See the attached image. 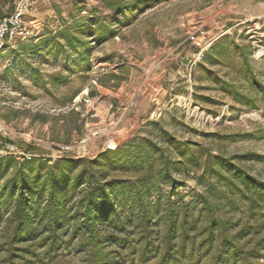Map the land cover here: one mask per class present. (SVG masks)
Here are the masks:
<instances>
[{
  "label": "rangeland",
  "instance_id": "rangeland-1",
  "mask_svg": "<svg viewBox=\"0 0 264 264\" xmlns=\"http://www.w3.org/2000/svg\"><path fill=\"white\" fill-rule=\"evenodd\" d=\"M106 2L33 0L25 14L35 22L33 34L0 48V135L6 140L0 141V185L20 167L40 171L43 178L62 169L73 177L101 156L92 168L103 167L107 179L114 184L123 179L129 187L114 193L121 222H100V234L116 223L120 236L132 240L122 251L126 264H152L164 250L170 209L180 219L190 204V222L207 221L201 202H193L203 191L220 201L217 210L230 219V232L248 218L247 201L236 190L237 207L221 193L227 192L225 180L203 175L207 155L215 169L226 167L213 160L221 155L264 181V0ZM13 9V0H3L0 16ZM218 42L222 46L212 50ZM249 70L252 77L245 76ZM234 88L239 95H232ZM30 157L41 161L25 162ZM177 160L183 163L178 166ZM148 173L153 178L136 182ZM58 188L65 207L79 215V189L67 182ZM48 194L41 187L38 201ZM136 195L150 204L148 223L156 237L154 256L145 262L132 239L142 227ZM5 200L0 201V264H40L31 254L16 255L30 241L24 242L25 232L11 219L13 201ZM64 220L63 228L82 224L80 216ZM178 232H173L177 241ZM64 236L67 248L43 264L95 263L86 232ZM116 249L115 242L104 246ZM206 250L214 248L205 245L199 253ZM197 264H211L210 257L203 255Z\"/></svg>",
  "mask_w": 264,
  "mask_h": 264
},
{
  "label": "trees",
  "instance_id": "trees-1",
  "mask_svg": "<svg viewBox=\"0 0 264 264\" xmlns=\"http://www.w3.org/2000/svg\"><path fill=\"white\" fill-rule=\"evenodd\" d=\"M113 1L107 0V6H113ZM2 2L3 0H0V15L2 13ZM219 46L222 45L218 42L212 47V50ZM211 54L212 52H208L206 56H211ZM205 58L207 59V57ZM249 74L251 77L253 76L250 70L245 76L248 77ZM232 95H239L236 88H234ZM1 140L3 141L2 144L6 142L0 135ZM26 151L32 155L40 154L35 148H28ZM100 157L95 161H90V166H82L81 170L73 177H70L62 169L59 170V175L49 170L47 171V178H43L44 174L40 171L30 173L20 167L9 180L0 185V201L5 200L6 197L13 201L10 212L11 219H15L17 228H22L25 232L24 242L30 241L19 248L20 251L23 248L22 254L16 253V255L23 256L28 253L32 255L34 261L37 260L40 261V264H43L45 258L49 260L54 252L57 255L58 252L61 253L63 249L67 248L64 235L74 238L84 231L88 235L85 244L91 245V257L95 261L94 264H126L127 258L122 254V251L132 245V240H129L127 235L120 236L122 228L118 229L116 223H114L115 227H112V231L108 234H100L101 227L99 224L102 221L108 222L109 220L121 222L117 216V197L114 193L118 187H120L122 193H126L129 183L120 179L114 184L113 179L106 178V170L103 167L92 168V166L98 165ZM10 158L7 156L4 160ZM211 159V156L207 155L204 161L203 175H214L218 181H226L227 192L221 191V193L231 206H236L233 199L236 190L240 198L247 201L248 218L233 232H230V219L218 213L217 210L220 201L213 199L209 190L203 191L195 196L193 202H201L202 208L207 214V221L198 222V219H195L190 222L189 217L193 207L190 204H185L180 219L175 218L171 213L172 209H170L169 227L164 238V250L160 253L158 260L152 264H197L203 255L210 257L211 264H264V236L260 235L261 229L264 228V181L250 174L236 163L230 162L229 159L231 158H225L221 155L213 158L214 161H220L221 164L226 165L224 171L215 169L211 165ZM29 160L25 162L41 161L32 157ZM83 161L80 160L79 164H82ZM180 163H183V161L177 160L176 164L178 166ZM167 168L168 165L165 164L163 169L166 170ZM151 169L152 166H149L148 171ZM99 171L100 174H97ZM230 171L233 175L227 174ZM165 175L170 181H175L169 172ZM150 178H153V176L148 173L137 179L136 182ZM237 178L243 185L236 184L235 179ZM61 182H67V184H70L73 188H78V191L81 192L78 197V205L81 206L82 211L79 215L73 213L72 207H65V194H60L61 189L58 188V184ZM32 183H38L36 192ZM41 187H45L49 191L47 198L42 202L38 201ZM210 187L214 189V183ZM136 196L140 207L142 227L137 232L139 236L137 238L133 236L132 239H135V245L140 246V262H145L150 259L146 257L151 253L156 237L153 235V229L148 223V221H151L150 219H153L149 214L150 204L142 196ZM65 209L66 211H64ZM63 212H65L64 215ZM74 216H80L82 224L75 225L73 228H69V224H67L63 228V220L65 219L64 221L67 223L70 217L73 218ZM257 218H261V221L256 222ZM249 219L253 220L254 223L249 222ZM198 224H201V226L197 233L195 230ZM176 230L179 231L178 241L173 239V232ZM191 231H193L192 234ZM197 234L200 235L199 239ZM187 241H189L188 244ZM110 242H115L117 245L115 253L111 250H104V246L110 244ZM205 245L210 248L213 247V252L208 253V250H206L203 254L199 253V250ZM154 253L150 255L153 257ZM10 263L19 264L13 261Z\"/></svg>",
  "mask_w": 264,
  "mask_h": 264
},
{
  "label": "built area",
  "instance_id": "built-area-1",
  "mask_svg": "<svg viewBox=\"0 0 264 264\" xmlns=\"http://www.w3.org/2000/svg\"><path fill=\"white\" fill-rule=\"evenodd\" d=\"M11 1V0H9ZM14 9L10 14L0 18V48L12 38L25 39L33 34L36 25L34 20L26 19V11L31 6L33 0H13ZM203 34V31H201ZM194 33L190 38L195 37Z\"/></svg>",
  "mask_w": 264,
  "mask_h": 264
},
{
  "label": "water",
  "instance_id": "water-1",
  "mask_svg": "<svg viewBox=\"0 0 264 264\" xmlns=\"http://www.w3.org/2000/svg\"><path fill=\"white\" fill-rule=\"evenodd\" d=\"M120 140H121V139L118 138V139L116 140V143H117V144H120Z\"/></svg>",
  "mask_w": 264,
  "mask_h": 264
}]
</instances>
